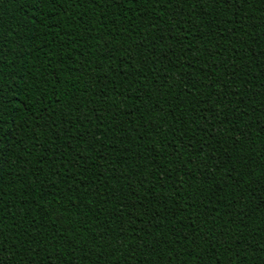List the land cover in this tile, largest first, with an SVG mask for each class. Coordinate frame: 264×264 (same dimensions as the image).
<instances>
[{
	"label": "trees",
	"instance_id": "16d2710c",
	"mask_svg": "<svg viewBox=\"0 0 264 264\" xmlns=\"http://www.w3.org/2000/svg\"><path fill=\"white\" fill-rule=\"evenodd\" d=\"M0 264H264V0H0Z\"/></svg>",
	"mask_w": 264,
	"mask_h": 264
},
{
	"label": "snow or ice",
	"instance_id": "6c2138e0",
	"mask_svg": "<svg viewBox=\"0 0 264 264\" xmlns=\"http://www.w3.org/2000/svg\"><path fill=\"white\" fill-rule=\"evenodd\" d=\"M224 2L227 3V0H224ZM2 57H3V53L0 52V58H2Z\"/></svg>",
	"mask_w": 264,
	"mask_h": 264
}]
</instances>
